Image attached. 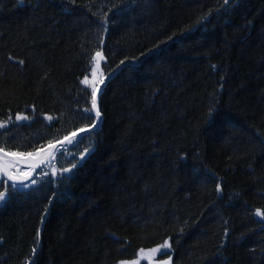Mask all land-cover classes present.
<instances>
[{"label":"trees","instance_id":"trees-1","mask_svg":"<svg viewBox=\"0 0 264 264\" xmlns=\"http://www.w3.org/2000/svg\"><path fill=\"white\" fill-rule=\"evenodd\" d=\"M96 51V127L0 205V264H264V0H0V145L90 124Z\"/></svg>","mask_w":264,"mask_h":264},{"label":"snow or ice","instance_id":"snow-or-ice-1","mask_svg":"<svg viewBox=\"0 0 264 264\" xmlns=\"http://www.w3.org/2000/svg\"><path fill=\"white\" fill-rule=\"evenodd\" d=\"M225 4L229 3V0H224ZM106 22V21H105ZM105 58L102 55L101 51H96L95 54L91 57V75L93 79L90 81L87 76L81 81L82 84L89 86L91 88V110L85 108L83 111L85 113V119L91 121L90 124H86L75 131H72L70 134L63 136L62 139L49 140L46 145H41L40 148H36L31 152H23L19 150H10L6 147L0 145V203H7L9 199L18 195L19 188H29L30 185H36L37 180L33 179V173L36 172V169H42L41 175L43 177L51 176V179L48 181L49 184L54 181H62L67 178L65 174L71 173L72 169L76 168V163H71V167H57V154L65 156L69 154L68 145H73V142L76 140L79 134L88 132L91 128H95V121L92 119L90 112H95V118L100 117V112L97 110V84H102L103 73L100 72V61H103ZM23 64V61L19 62ZM123 64L124 61H121ZM99 73V79H96ZM27 116L17 114L16 121H26ZM46 119L51 120L52 118L46 117ZM11 120V117H9ZM6 127V122L0 121V129ZM82 137L80 141H76L77 144L82 142ZM261 144L264 145V141H261ZM59 146V147H58ZM85 149V153H87ZM80 159H84V153L80 155ZM50 170V171H49ZM11 182L10 184L8 182ZM26 182H30L26 183ZM219 191V186H217ZM256 216L264 219V213H261L259 210L256 212ZM40 233L37 231V237ZM165 249L170 247L167 242L163 246ZM141 253L144 252L143 249L140 250ZM159 249H151L150 252L155 253ZM35 252V249H33ZM164 254H167L165 252ZM150 259V258H149ZM121 264H126V262H121ZM130 264H139V261H132Z\"/></svg>","mask_w":264,"mask_h":264},{"label":"rangeland","instance_id":"rangeland-1","mask_svg":"<svg viewBox=\"0 0 264 264\" xmlns=\"http://www.w3.org/2000/svg\"><path fill=\"white\" fill-rule=\"evenodd\" d=\"M102 65V61H100V72H102L103 73V67L101 66ZM91 68H92V65H91ZM86 76L88 77V79L91 81L92 79H93V76L91 75V69L88 71V73L86 74ZM103 77H104V74H103ZM85 77H83L82 78V80L84 79ZM96 79H99V73H98V75H97V77H96ZM104 79V78H103ZM81 80V81H82ZM84 85V84H83ZM98 85V84H97ZM85 86V88L87 87V88H90L89 86H86V85H84ZM69 146V145H68ZM67 146V147H68ZM59 147V146H58ZM63 156H61L59 153L57 154V161H58V163H57V167H61L60 166V164L59 163H62L63 162ZM42 169H44V166L42 165L41 166V168H38V169H36V172L35 173H33V179H36L37 180V184L39 183V182H41V181H44L46 178H48V177H43L42 175H41V172H42ZM50 171V170H49ZM50 176V175H49ZM4 179H6V178H4ZM10 182V181H9ZM11 183V182H10ZM26 183H29L30 184V182H26ZM36 184V185H37ZM32 186H35V185H30L29 187H32ZM19 189H26V188H19ZM160 250V249H159ZM157 253H159V251H157V252H155V253H152V252H143L142 254H141V256H140V258L138 259V260H140V259H143V260H145V258H152L155 254H157Z\"/></svg>","mask_w":264,"mask_h":264},{"label":"water","instance_id":"water-1","mask_svg":"<svg viewBox=\"0 0 264 264\" xmlns=\"http://www.w3.org/2000/svg\"><path fill=\"white\" fill-rule=\"evenodd\" d=\"M70 173L65 174V176H68Z\"/></svg>","mask_w":264,"mask_h":264}]
</instances>
